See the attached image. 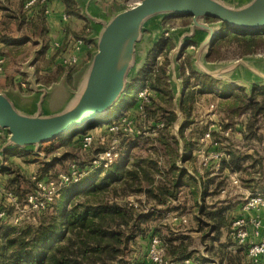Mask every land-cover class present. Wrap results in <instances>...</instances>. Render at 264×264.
Wrapping results in <instances>:
<instances>
[{
	"label": "rangeland",
	"instance_id": "1",
	"mask_svg": "<svg viewBox=\"0 0 264 264\" xmlns=\"http://www.w3.org/2000/svg\"><path fill=\"white\" fill-rule=\"evenodd\" d=\"M139 1L141 0H124V10L136 5ZM218 1L235 9L246 6L252 0ZM0 7L8 8L9 10L20 8V12L23 9L26 11L24 6L22 9V6L19 5L18 0H0ZM6 12L0 10V34L8 36L11 40L10 42L24 41V44L10 45L7 50L3 45H0V55L6 56L5 65L0 71V93L5 94L18 110L28 112L33 107H37L42 100L41 97L45 96V94L30 95L32 91V84L29 82L30 77L38 80V83L41 84L40 86L44 87L53 85L51 83L59 76V81L62 78L65 79L71 88L74 78H82L83 72L89 69L90 64H88V61L90 63V57L92 60L97 48L96 45L91 48V56L89 57L88 55V60L82 59L71 67L62 66L58 60L59 56L66 51L70 42L59 48V50L52 48L54 49L50 55L52 67L51 71L46 75L41 72L42 70H39V66H44V60H38L39 63L35 67L31 65L32 62L37 60L35 51L43 43L48 46L46 39H41V43L32 35L34 28L31 24L33 22L22 23L18 30L17 22L9 15V11ZM219 29L220 24L218 22H209L203 18L194 21L191 16L184 18L180 15L165 13L153 15L143 24L140 40L135 45L132 61L129 63L130 69L126 74L124 86L122 90H119V87V92H117L118 94L110 109L99 117L92 127L75 129L68 133L71 136L68 141L49 140L37 146L26 147V150H12L7 143L6 131L0 130V168L10 169L13 172L12 177L20 175L34 180L32 176L39 175V180L36 181L37 184L39 181L57 182L61 174L73 175L79 181L85 180L95 171L94 167L91 168L92 166L98 168L100 165L104 167L105 164L110 165L117 161L119 154H125L124 152H128L131 162L138 158L146 163L157 161L158 165L160 164L159 166H161L163 151L159 139L165 140L169 137V134L170 136L173 134L178 136V130L181 126H185L187 131L188 129L207 127L206 133H210L209 139L201 142V138L206 133L198 136L197 144L193 150L188 152L192 156V160L181 163L180 166L187 168L188 173L192 175L200 173L203 176L204 184H202V187L204 191L201 194L203 196L201 197L202 199L198 200L201 206L214 212L220 210V208H225V205H223L225 202H228V205H232L236 202L238 189L227 184L223 175L221 177L208 178L205 174H202L203 168L200 164L202 155L196 152L201 148L211 149L213 147L212 144L216 142L224 144L228 151L250 152L253 154L254 159H258L260 157V146L264 142V114L257 117L256 125L260 128L257 134L260 135L261 139L259 141L252 139L248 142L241 138V135L237 136V131H235L248 121V116L245 115L244 119L240 121L238 117L241 115L234 117L224 112L220 106L221 100L216 97L218 94L214 93L219 92L218 89L213 92L204 90L203 94L195 96L190 103L189 117L184 116L179 108V99H181L183 94L191 89L197 92L200 90L197 84L201 82V77L197 76L199 74H196V72L228 83L231 79L244 78L246 76L245 68L240 63L254 60V58L259 59L258 62L264 61V48L254 55L240 57L236 55L233 47H231L221 50L222 59L207 64L205 58L207 47L219 33ZM210 35H213V37L210 38ZM161 40H167L170 42L169 44H173V48L169 50L159 49L160 47L158 46ZM84 44L87 43L84 42ZM5 50L6 53H4ZM206 64L209 66H206ZM30 66H32L31 71H26ZM149 69L157 72V74H161L162 71L165 72V77L162 79L169 84L170 92L168 88L167 90L165 88L164 92L156 96L149 91L148 87L142 84L136 88L134 87L139 84L138 79L142 77V74ZM39 72L41 73L39 74ZM162 76L160 75V77ZM22 83H24V86L21 85ZM127 88L130 89L125 94ZM66 89L67 85L63 81L53 85L47 91V95L42 101L41 111L44 116L56 113L64 108L70 99V92L69 90L66 91ZM234 91L231 90L230 94ZM224 92L226 91L220 90L221 94ZM169 112L177 115V121L174 122L168 133L166 130H161L163 128L161 122L156 123L154 120L160 118V113H163L162 116H167ZM109 119L111 120L108 121ZM113 127H118V130H111ZM225 130H229L228 136L224 135L223 132ZM85 138H91L89 144L85 142ZM236 146L240 149L237 150ZM121 147L124 148V151L122 150L121 153H118ZM101 148L106 150L105 153H111L110 156H104V153L100 152ZM23 152L30 153L27 157L28 161L24 162V158L21 157ZM180 153H183L181 149ZM32 164L34 166L31 167V170L33 169L31 172L27 173L24 171L26 166L28 168ZM259 170V168L254 169V171L250 170L248 175L252 172L260 174L261 171ZM102 174L100 173L98 176ZM245 177L250 176L244 175L243 178ZM7 178H9V175L0 173V182L3 185H6ZM24 178L20 180V191L22 193L28 189L29 185L26 181L28 179L25 180ZM207 180H212L213 184H208ZM219 182H221L220 188L226 189L225 192L209 195L215 190V185ZM187 192V189L181 190L178 202L173 201L168 210L158 208L159 212L157 214H160L161 218L151 222V228L158 230L155 235L161 240L180 236L191 238V250L194 251V258L202 256L213 259L221 258L217 252L219 253V249L225 250L223 247L224 242L226 243L225 233L235 215L231 211L225 213L223 220L227 225V230L223 227L214 232L213 229L207 227L209 224H200L198 222L197 218L201 220L203 215L198 212L194 206V201ZM29 193L31 192L27 194ZM126 201L135 207L141 206L142 210H147V212L152 205L151 202L146 201L143 195H128L126 196ZM179 211H181V214H178ZM9 215H11V211ZM32 223L13 226L8 222L0 221V226L2 227L0 229V244L3 234ZM1 230H4L2 234ZM151 238L152 235L146 238H137L134 243L129 245L121 263L118 264H152L148 258ZM4 254L7 255V253Z\"/></svg>",
	"mask_w": 264,
	"mask_h": 264
},
{
	"label": "trees",
	"instance_id": "2",
	"mask_svg": "<svg viewBox=\"0 0 264 264\" xmlns=\"http://www.w3.org/2000/svg\"><path fill=\"white\" fill-rule=\"evenodd\" d=\"M62 2L69 17L79 15L75 0H62ZM18 3L23 9L22 2L18 0ZM19 9L9 10L0 7L2 11L6 12L7 10V12H10L9 15L17 22L18 30L22 23L33 22L31 24L34 28L32 35L39 41L44 39L47 34L44 25V14L39 13L34 20H29L26 11L23 9L20 12ZM180 16L190 17L187 15ZM203 19L220 24L219 33L207 47L205 55L207 64L222 59L221 50L223 48L233 47L236 55L240 57L254 55L264 48V28L249 32L229 28L226 24L211 17H204ZM86 37L87 32L84 30L76 34L74 39L87 43ZM10 41L8 36L0 34V45H3L6 50L10 45L24 44V41ZM169 43L167 40H161L158 47L161 50L172 49L173 44ZM46 47V43H43L35 51L37 60L31 63L35 67L39 63L38 60H44L45 64L42 67L39 66V70L50 65V62L44 58ZM6 50L4 53H6ZM88 55L90 57L91 53H88ZM0 57L4 59L3 67L6 56L0 55ZM164 63L166 64V62ZM207 64L206 66H209ZM196 74L201 77V82L197 84L200 90L197 92L191 89L179 99V108L184 116L189 117L190 103L195 96L203 94L204 90L213 92L218 89L219 92L214 93L218 94L216 97L221 100L220 106L224 112L234 117L243 114L248 116V121L240 128L243 132V138L248 142L252 139L259 141L261 137L257 134V131L260 128L256 125L257 117L264 114V85L252 84L249 87H244L231 81L226 83L221 79H213L198 72ZM46 75L48 74L46 73ZM160 75L163 76L160 77ZM164 77V71L157 74V72L149 69L142 74V77L138 79L139 84L134 87L136 88L142 84L148 87L154 95L159 96L165 88L166 90L168 88L170 92L169 84L162 79ZM59 79L58 76L54 82H58ZM48 86L50 85L46 87ZM129 89L127 88L126 93H124L127 94ZM220 90L226 92L221 94ZM231 90L235 91L230 94ZM162 115L163 113H160V118L154 121L156 123L161 122L163 124L161 130L168 132L174 122L177 121V115L173 112H169L167 116ZM89 127H92V125ZM199 128L188 129L187 131L185 126H181L178 130V136L174 134L170 136L169 134V137L165 140L159 139L163 151L161 166L158 165L157 161L146 163L138 158L131 162L128 152H124L125 154H119L117 161L110 165L105 167L100 165L98 168L92 166L91 168L94 167L95 171L85 180H77L61 186L47 209L36 216L35 224L11 230L1 236L0 264L121 263L129 245L134 243L137 238H146L158 233L157 229L151 228V222L161 218V215L157 214L159 212L157 209L168 210L173 201L178 202L179 192L183 189L188 190L187 194L194 201V206L203 215L201 220L197 218L200 224H209L207 227L215 231L227 227L223 219L225 213L228 212V208L213 212L201 206L198 200L203 196H201L200 185L202 186L204 181L200 179L197 173L191 175L188 173L187 168L180 166L181 163L192 160V156L188 152L193 150L197 144V137L207 132V127H202L200 130ZM70 137L68 134H63L52 140L68 141ZM11 148L12 150H21L17 147ZM123 149L121 147L118 153H121ZM180 149L183 153H180ZM105 151L104 148L100 149L102 153H105ZM233 151H229V159L223 162L226 168H240L250 158L241 152ZM21 155L24 162L28 161L29 152H23ZM0 173L9 175L4 187L19 198H22L28 192H33L36 181L39 180V175L32 176L33 178H31L34 180L20 175L12 177L13 172L4 167L0 168ZM100 173L103 174L98 176ZM23 178L28 179L26 181L29 183L28 189L24 190V193L20 191V180ZM207 183L213 184V181L207 180ZM220 187L221 182L215 185V190L209 195L218 194ZM128 195H143L146 201L152 203L148 212L142 210L139 205L135 207L127 202L126 196ZM175 207L173 208L176 209ZM178 214H181V211ZM1 231L2 234L4 230ZM162 240L164 241L162 242L165 246L168 264H184L186 260H189L190 264H206L209 262V260L199 257L194 258V251L189 249L192 241L188 236L168 237ZM218 251L217 254H220L221 259L225 260V264H246L240 251L235 254L222 249ZM4 253H7V255Z\"/></svg>",
	"mask_w": 264,
	"mask_h": 264
},
{
	"label": "water",
	"instance_id": "3",
	"mask_svg": "<svg viewBox=\"0 0 264 264\" xmlns=\"http://www.w3.org/2000/svg\"><path fill=\"white\" fill-rule=\"evenodd\" d=\"M162 13L187 15L194 21L211 17L229 28L249 32L264 28V0H252L235 9L218 0H141L105 25L96 44L85 88L75 105L55 115H28L0 93V130L6 131L9 146L25 149L93 125L110 109L119 87L122 90L124 86L144 22Z\"/></svg>",
	"mask_w": 264,
	"mask_h": 264
},
{
	"label": "crops",
	"instance_id": "4",
	"mask_svg": "<svg viewBox=\"0 0 264 264\" xmlns=\"http://www.w3.org/2000/svg\"><path fill=\"white\" fill-rule=\"evenodd\" d=\"M22 2V5L24 6L25 2L27 0H20ZM76 5H77V11L79 13L78 16H70L67 21L62 20V16L66 14L65 11V5L62 2V0H50L48 4V9L49 12L45 15L43 13V10L38 6L35 5L34 7L30 8L29 11L26 10V14L28 19L31 18V20H34L36 16L39 13L44 14V25L47 30L46 34V41L48 44V48L45 51L44 58L45 60H48L50 62V65L45 66L42 68L41 72L44 74L48 73L51 71V60L50 55L54 49H52L53 44H58L61 47H64L67 43L74 41V36L76 34H79L80 32L84 31L87 32V37L86 40L88 41L87 44H84V46L81 47L79 53H78V62L84 59L85 61L88 60V53H90L91 48L94 47L97 44V41L105 27V25L118 13L122 12L124 10V0H75ZM59 50V49H56ZM59 60V59H58ZM259 59L254 60H248V62L240 63V65L244 66V72L246 73V76L244 78H239L237 79H231V82H234L237 85L244 86V87H249L252 84H258V85H264V61L258 62ZM59 62V61H58ZM77 62V63H78ZM88 64H91V57H90V63L88 61ZM239 64V63H237ZM90 66V65H89ZM237 67V66H236ZM235 68V67H234ZM233 68V69H234ZM32 66L28 67L26 71H31ZM87 69V68H86ZM88 70L83 72V77L80 79L74 78V81L72 83V87L70 88L68 84L66 83L65 79H61L60 81L53 83V85L60 83V82H65L67 85L66 91L69 90L70 92V99L67 102V104L64 106V108L56 113L52 114H47L49 115H55L58 114L62 111H64L66 108H68V105L70 102L77 96L78 92L80 91L81 85L83 81L86 79ZM231 70V69H230ZM39 72V74L41 73ZM32 74V73H31ZM225 78H227L225 76ZM223 79V78H222ZM32 80V81H31ZM29 82H31L32 86V91L30 92V95H36V94H45V96L41 97V102L40 104L36 107H33L31 111L28 112H21L28 114V115H37L40 114L41 116L44 114L42 113V101L45 99L47 95V91L51 89V86H40L41 84L38 83V80H35L33 78H29ZM22 83L21 85H23ZM34 97V96H33ZM238 135H241V138H243V132L242 130L236 129ZM237 135V136H238ZM239 138V137H238ZM7 139V138H6ZM245 140V139H244ZM236 149L238 146H236ZM244 155L249 156V160L245 162L244 164L241 165L240 168H226L224 167L223 163L221 164V173L215 176H210L209 173L206 171H202V174H205L208 178L212 177H218L223 175L225 178V181L227 184L231 185L228 180V173L230 174V171L235 170L237 172L240 185L239 187L233 186L236 189H238V195L236 198V202L233 203L232 205H228V202L223 203L225 205V208H228V211H231L235 216L233 218H236L242 214V200L245 196L248 194H255V193H262L264 192V186H262V176L261 174H257V172H252L248 175L249 171L254 169L259 168V171H262V165L261 162L258 159H254L253 154L250 152H245L242 153ZM34 164L29 165L28 168L27 166L24 168V171L27 173L31 172V167H33ZM191 174V173H190ZM192 175V174H191ZM203 180V176L199 173L198 174ZM244 175L250 176V177H244ZM225 188H220L219 193L222 194L225 192ZM200 191L202 193L203 187L200 185ZM222 209V208H220ZM36 221L32 224H35ZM226 228V227H225ZM227 230V228H226ZM215 232V230H213ZM228 231V230H227ZM153 235V234H152ZM155 235V234H154ZM157 236V235H156ZM225 239L226 243L224 242V249L226 252L235 254L238 251H240L243 256H244V261L246 264H251L250 261L247 259L245 252L241 248H236L235 246L232 245V243L228 240L227 238V232L225 233ZM191 250V247L189 248ZM193 251V250H192ZM201 259H206L209 260L206 264H225L224 260L221 258L213 259L209 258L206 256L200 257ZM189 261V260H186ZM211 262V263H210ZM185 264V261H184ZM190 264V261H189Z\"/></svg>",
	"mask_w": 264,
	"mask_h": 264
},
{
	"label": "built area",
	"instance_id": "5",
	"mask_svg": "<svg viewBox=\"0 0 264 264\" xmlns=\"http://www.w3.org/2000/svg\"><path fill=\"white\" fill-rule=\"evenodd\" d=\"M50 0H27L24 8H30L38 5L46 15L49 12L48 4ZM69 16L64 14L63 21H67ZM84 46V41H71L66 51L59 56L60 64L64 67H71L78 62V53L81 47ZM53 48L59 49L60 45L53 44ZM4 63L3 57H0V71ZM244 114L239 116L240 121L244 119ZM220 129V128H219ZM111 130H118V127H113ZM225 136L229 135V130H225ZM238 135V134H237ZM239 136V135H238ZM210 133H206L201 142L209 139ZM87 144L91 138L84 139ZM211 149L201 148L196 153L201 154L202 170L209 173L210 176H215L221 173V164L229 159L228 148L222 143H213ZM111 153H104V156L109 157ZM259 160L262 165V186H264V142L260 146ZM106 166V164H105ZM258 174V173H257ZM78 180L77 177L69 174H61L57 182L39 181L36 184V189L19 198L13 192L7 190L0 182V221L8 222L13 226H22L35 221V216L45 211L53 198L56 196L58 189L66 184ZM229 183L239 187L240 181L235 170L228 173ZM242 212L244 214L233 218L227 231V238L236 248L244 250L247 259L251 264H264V192L248 194L242 200ZM11 211V215L9 212ZM148 258L152 264H167L165 246L162 240L153 235L149 245ZM189 264V261H185Z\"/></svg>",
	"mask_w": 264,
	"mask_h": 264
},
{
	"label": "bare ground",
	"instance_id": "6",
	"mask_svg": "<svg viewBox=\"0 0 264 264\" xmlns=\"http://www.w3.org/2000/svg\"><path fill=\"white\" fill-rule=\"evenodd\" d=\"M85 84H86V79L83 81L80 91L78 92L77 96H75V98L70 102V104L68 105V108L75 105L77 100H78V96H80L85 88Z\"/></svg>",
	"mask_w": 264,
	"mask_h": 264
}]
</instances>
